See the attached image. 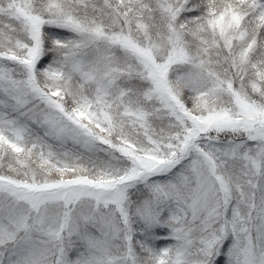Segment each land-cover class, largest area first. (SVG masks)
<instances>
[{
    "label": "snow or ice",
    "instance_id": "snow-or-ice-1",
    "mask_svg": "<svg viewBox=\"0 0 264 264\" xmlns=\"http://www.w3.org/2000/svg\"><path fill=\"white\" fill-rule=\"evenodd\" d=\"M0 264H264V0H0Z\"/></svg>",
    "mask_w": 264,
    "mask_h": 264
}]
</instances>
